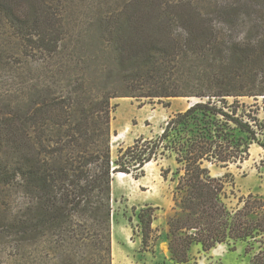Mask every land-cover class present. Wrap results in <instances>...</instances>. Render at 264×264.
Wrapping results in <instances>:
<instances>
[{
  "label": "trees",
  "instance_id": "1",
  "mask_svg": "<svg viewBox=\"0 0 264 264\" xmlns=\"http://www.w3.org/2000/svg\"><path fill=\"white\" fill-rule=\"evenodd\" d=\"M59 3L0 0L5 263L113 264L114 175L138 179L148 163L170 157V259L194 264L193 245L209 252L243 242L264 264V197L231 205L232 173L215 176L208 165L243 162L258 141L259 118L226 97L264 94V0H118L91 4L81 21ZM116 97L199 101L114 155ZM133 209L142 251L154 252L155 209Z\"/></svg>",
  "mask_w": 264,
  "mask_h": 264
},
{
  "label": "rangeland",
  "instance_id": "2",
  "mask_svg": "<svg viewBox=\"0 0 264 264\" xmlns=\"http://www.w3.org/2000/svg\"><path fill=\"white\" fill-rule=\"evenodd\" d=\"M60 2L64 16L68 20L81 21L88 18L90 5L95 7L101 3L105 7L113 6L118 0H52ZM62 1L65 3L63 4ZM207 1V0H205ZM216 1V0H211ZM229 4L232 0H218ZM248 19V16L244 17ZM246 31V30H245ZM226 100L246 108L260 120L261 127L257 130L258 141L264 142V94L246 96H228ZM195 97L136 98L116 97L112 99V151L115 155L120 146H127L138 137H154L162 131L166 121L176 112L186 110ZM241 107V108H242ZM246 137L245 134H239ZM257 140L249 143V156L243 162L231 163L227 167L208 164L215 176L232 173L234 186H229L234 194L231 205L239 204L240 196L249 194L264 197V147ZM177 167L174 158L165 157L153 160L145 166V174L136 179L133 175L115 174L112 182L113 195L116 198L115 221L113 223V264H180L170 259L168 246V218L175 212L174 187L176 182L164 176V169ZM147 206L155 209L156 219L153 227L159 235L154 247L155 251H142L141 237L136 226L137 218L133 221L128 217ZM134 229L136 233H134ZM258 250H256L257 252ZM255 252V251H254ZM254 252H245V243L237 245L236 250L227 244H221L209 252L202 250L200 245H193L190 250L191 261L194 264H255ZM0 254V264H6Z\"/></svg>",
  "mask_w": 264,
  "mask_h": 264
},
{
  "label": "crops",
  "instance_id": "3",
  "mask_svg": "<svg viewBox=\"0 0 264 264\" xmlns=\"http://www.w3.org/2000/svg\"><path fill=\"white\" fill-rule=\"evenodd\" d=\"M114 221H113V223H114ZM112 229H113V225H112ZM112 252H113V235H112Z\"/></svg>",
  "mask_w": 264,
  "mask_h": 264
},
{
  "label": "water",
  "instance_id": "4",
  "mask_svg": "<svg viewBox=\"0 0 264 264\" xmlns=\"http://www.w3.org/2000/svg\"><path fill=\"white\" fill-rule=\"evenodd\" d=\"M198 101H199V98H197V101H196V102H198ZM196 102H192V104H191V105H193V104H194V103H196ZM191 105H190V106H191Z\"/></svg>",
  "mask_w": 264,
  "mask_h": 264
},
{
  "label": "bare ground",
  "instance_id": "5",
  "mask_svg": "<svg viewBox=\"0 0 264 264\" xmlns=\"http://www.w3.org/2000/svg\"><path fill=\"white\" fill-rule=\"evenodd\" d=\"M119 175H124L125 173H118Z\"/></svg>",
  "mask_w": 264,
  "mask_h": 264
}]
</instances>
